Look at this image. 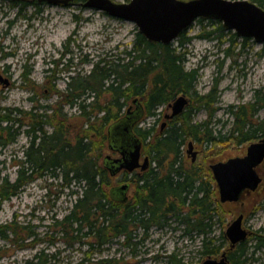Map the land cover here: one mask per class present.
I'll return each instance as SVG.
<instances>
[{
	"label": "rangeland",
	"instance_id": "1",
	"mask_svg": "<svg viewBox=\"0 0 264 264\" xmlns=\"http://www.w3.org/2000/svg\"><path fill=\"white\" fill-rule=\"evenodd\" d=\"M113 1L126 3L129 0ZM26 3L29 6L18 14L19 6L16 8L11 2L0 0V74L8 81V85L0 83V108H6V112L15 108L29 111L37 107L33 112L40 113L38 106L54 105L59 100L56 93L65 90L66 83L72 76L88 74L93 63L99 59H111L114 54L122 57L120 52L131 47L137 30L131 22L85 9L76 3L69 6L43 4L40 7L34 6L29 0ZM217 25L219 24L209 20H195L185 32L188 42L182 49H179V38L170 43L183 54L186 70L197 69L195 89L199 94L209 91L217 80L219 100L213 106L217 110L210 119L209 126L221 133L223 142L200 144L190 138L182 148L187 163L202 167L207 172H210L211 164L245 155L251 142L238 144L225 138L232 124V117L228 115L227 109L230 105L253 101L257 91H260L257 93L259 96L264 93V44L251 39L243 42L244 39L237 36L232 42L229 38L233 32L227 30H218L209 38L198 37L215 30ZM220 34L221 37H217ZM227 49L229 55H225ZM83 58L87 60L84 63L81 61ZM53 61L58 62L56 69ZM64 65L67 66L66 71H63ZM50 68H54L55 72L47 73L46 70ZM47 75L51 76L52 81L46 79ZM32 95L35 97L34 103L29 100ZM129 105L131 104L128 103L127 106ZM190 105L191 102L188 106ZM57 109L56 105L50 121L53 124L59 118ZM48 113L51 114L50 111ZM62 113L66 115L64 133L67 140L72 144L78 139L91 142V151L87 157L95 164L102 167L105 156L118 158V154L107 147V124L94 123L86 130L76 108L65 106ZM170 113L168 105L159 106L153 110L152 115L142 119L139 128L142 131L153 128L152 136H157L169 127L171 120H166L165 115ZM256 116L258 120H264V107L258 109ZM21 119L23 123L26 122V119ZM207 119L208 115L202 109L193 118L194 122ZM25 124L20 127L14 143L0 148V176H7L10 182L17 175V166L12 164L24 158L23 148L27 147L30 140L25 132ZM53 124L42 127L45 132H51ZM162 124L165 126L161 129ZM85 134L89 137L85 138ZM261 138H264V134L252 142ZM189 142L197 153L194 162L191 161V154L187 153ZM142 155L148 156L144 153ZM259 172L261 176L264 175V162L259 166ZM108 179L107 190L129 182L131 185L128 195L130 198L133 196L135 172L119 173ZM61 182L60 178L54 179L48 172L31 181L16 196L0 204V224L15 222L17 226V235L9 231L8 240L0 239V264H25L40 251H44L47 257L54 255L57 264H169L166 256L173 251L185 264H201L208 257L218 259L221 254L202 257L199 252L201 237L195 238L193 233L191 237L184 236L181 226L173 229L177 223L163 229L151 228L143 241L131 247L123 244V237L102 247L88 248L83 243L84 239L70 247L66 244L69 238H62L51 225L54 220H61L69 212L77 197L71 193H79L81 188L79 184H72L69 189H62ZM217 199L216 191L218 215L214 216L210 236L215 237L216 244H223L222 252L229 244L221 235L224 237L227 224L238 214L244 213L245 218L249 215L243 222V227L249 225L264 238V183L237 203L220 204ZM218 218H221L220 222H216ZM30 231L35 236L25 238ZM141 236L142 231L138 230L137 239L141 240ZM255 238L246 240L241 247L245 249V264H264V246L253 250ZM35 239L39 241L33 243ZM262 241L264 243V239ZM238 247L240 246L236 249Z\"/></svg>",
	"mask_w": 264,
	"mask_h": 264
},
{
	"label": "trees",
	"instance_id": "2",
	"mask_svg": "<svg viewBox=\"0 0 264 264\" xmlns=\"http://www.w3.org/2000/svg\"><path fill=\"white\" fill-rule=\"evenodd\" d=\"M6 1L11 2L13 7L19 6L18 14L29 6L28 2ZM84 1L73 0V3L82 6ZM252 2L264 9V0ZM33 5L36 6L35 3ZM209 21L219 25L205 36L198 37L209 38L214 32L225 30L220 22ZM221 35L217 37L220 38ZM235 36L232 33L230 41L234 42ZM177 41L179 49L187 44L185 32ZM245 41L246 39L243 42ZM130 45V48H124L120 52L122 57L114 54L111 59H99L93 63L88 74L72 76L66 83L65 90L56 93L59 100L54 105L38 106L40 113L33 112L37 107L29 111L15 108L8 112L6 108H0V148L14 143L20 127L25 123V132L30 136L27 147L23 148L24 158L12 164L17 166L16 179L10 182L7 176H0V204L16 196L37 177L50 172L54 179H61L62 189H69L72 184H79L81 188V192L71 193L77 197L69 212L61 220H54L51 225L62 238H69L66 240L68 246L81 243L84 239L83 243L88 248L102 247L123 237V244L131 247L143 241L151 228L163 229L177 223L173 229L181 226L184 236L191 237L193 233L195 238L201 237L199 252L202 257L216 256L223 249V244H216L215 237L210 236L214 216L218 215L216 186L210 172L185 161L182 148L190 138L200 144L223 142L221 133L209 126L210 119L217 110L213 106L219 100L217 80L209 91L199 94L195 89L197 69L186 70L183 54L172 47V44L150 43L136 30ZM228 50H225V55H229ZM81 61L84 63L87 60L83 58ZM53 63L56 69L58 62ZM64 67L63 71H66L67 66ZM55 69L50 68L46 72L54 73ZM50 78L51 76H46V79ZM259 92H256L253 101L230 105L227 109L228 115L232 117V124L226 140L243 144L264 134V120H258L256 116L258 109L264 107V93L259 96ZM179 94H185L191 105L174 117L165 131L152 136L153 128L145 131L139 128L142 119L152 115L153 110L159 106L171 103ZM139 98H143L140 102L143 115L136 123L134 133L141 139V151L149 156L151 167L134 182L133 196L127 202L120 203L112 200L106 189L109 186V172L103 165L101 167L87 157L91 151V142L78 139L72 144L67 140L64 133L66 115L62 113V109L65 106L76 108L86 130L94 123L107 124L108 128L123 118L129 107L134 109L133 101ZM29 100L36 102L34 96L29 97ZM128 103L131 104L129 107ZM56 105L59 118L53 124L50 121ZM200 109L207 113L208 119L194 122V114ZM21 118L26 119V122L23 123ZM45 124H53V130L45 132L42 127ZM84 137L89 136L85 134ZM218 221L221 218L216 219ZM138 230L142 231L141 240L137 239ZM9 231L17 235L15 222L0 224V239L8 240ZM34 236V232L30 231L25 238ZM221 238L225 237L221 235ZM262 240L260 237L256 239L253 250L264 245ZM38 241L35 239L33 243ZM242 246L244 244L230 254L233 264H245V249ZM166 258L169 264H185L183 259L177 258L174 251ZM25 264L57 263L54 255L47 257L44 251H40Z\"/></svg>",
	"mask_w": 264,
	"mask_h": 264
},
{
	"label": "water",
	"instance_id": "3",
	"mask_svg": "<svg viewBox=\"0 0 264 264\" xmlns=\"http://www.w3.org/2000/svg\"><path fill=\"white\" fill-rule=\"evenodd\" d=\"M72 0H38L48 5L66 6ZM85 9L103 12L108 16L135 25L138 32L150 43L169 45L186 32L195 20H214L221 22L223 28L232 31L237 37L251 39L264 44V9L248 0H129L116 3L113 0H85ZM0 83L8 81L0 76ZM133 101L134 109L129 107L125 116L108 126L106 132L107 147L116 151L118 158L105 156L102 165L113 177L119 171L128 173L136 169L145 171L149 165L148 156L140 162L142 141L134 133L136 123L143 115L140 102ZM188 105L185 94L176 96L169 104L171 113L166 119L180 115ZM165 124H162L161 129ZM188 154L194 162L197 153L192 143H188ZM264 162V138L251 142L243 157L230 158L209 166L212 180L215 183L220 204L237 203L246 195L253 193L264 182L259 166ZM130 184L124 183L109 189L110 198L125 203L129 199ZM243 215L231 220L224 232L229 242L218 259L208 257L201 264H229L227 252L244 241L248 232L242 226Z\"/></svg>",
	"mask_w": 264,
	"mask_h": 264
},
{
	"label": "flooded vegetation",
	"instance_id": "4",
	"mask_svg": "<svg viewBox=\"0 0 264 264\" xmlns=\"http://www.w3.org/2000/svg\"><path fill=\"white\" fill-rule=\"evenodd\" d=\"M17 1H22V2H26V0H17ZM31 3H35L36 4V6H38V5H43V4H45L44 2H38V0H29ZM73 4V0L71 1V2H69L66 6H69V5H72ZM63 6V5H62ZM40 7V6H39ZM0 76H1V74H0ZM2 77V76H1ZM187 97V96H186ZM187 99H188V105H189V98L187 97ZM170 104V103H169ZM169 104H168V108H170L169 107ZM187 105V106H188ZM186 106V107H187ZM185 107V108H186ZM169 115V114H168ZM173 118H171V119H166V120H172ZM165 126V125H164ZM112 151V150H111ZM114 153H116V154H118L116 151H113ZM118 157H119V154H118ZM145 157V156H143L142 155V152H141V158H140V162H142V159ZM148 159H149V165H148V168L145 170V171H147L150 167H151V161H150V158H149V156H148ZM186 161V160H185ZM145 171H141L140 169H136V170H134V171H132L131 173H134L135 172V174H136V181L135 182H137V180H138V178L145 172ZM124 172H126L125 170H121V171H119V173H124ZM119 173H117L116 175H118ZM126 173H128V172H126ZM130 173V174H131ZM126 183H129V182H126ZM262 183H264V182H262ZM262 183L260 184V185H262ZM130 184V183H129ZM131 185V184H130ZM259 185V186H260ZM258 186V187H259ZM258 189V188H257ZM256 189V190H257ZM255 192V191H254ZM242 215H243V220H242V226H243V222L249 217V215L245 218V214L244 213H241ZM239 215V214H238ZM237 215V216H238ZM228 225V224H227ZM226 228H227V226H226ZM247 232H248V234H247V237H246V239L244 240V241H242V242H240V243H238V245H236L235 246V248L233 249V250H231V251H229V252H227V258H228V261H229V264H233V262H232V260L230 259V253L232 252V251H234L235 249H236V247L237 246H241V244H243L246 240H248V239H254L255 237V240L258 238V236L260 237V239H264L263 237H261V235L256 231V230H253L252 228H250V226L248 225V227H243ZM228 244H229V242H228ZM229 246V245H228ZM264 245L262 244L261 245V247H258L257 248V250L258 249H260V248H262ZM239 248V247H238ZM238 250V249H237ZM222 253V252H221Z\"/></svg>",
	"mask_w": 264,
	"mask_h": 264
},
{
	"label": "bare ground",
	"instance_id": "5",
	"mask_svg": "<svg viewBox=\"0 0 264 264\" xmlns=\"http://www.w3.org/2000/svg\"><path fill=\"white\" fill-rule=\"evenodd\" d=\"M39 6V5H38ZM178 96V95H177ZM197 156V155H196ZM214 182V181H213Z\"/></svg>",
	"mask_w": 264,
	"mask_h": 264
}]
</instances>
